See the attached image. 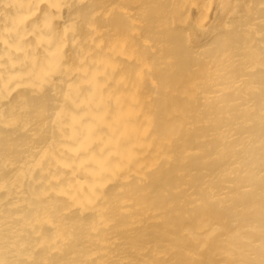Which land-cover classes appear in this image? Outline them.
I'll return each mask as SVG.
<instances>
[{"label":"bare ground","instance_id":"bare-ground-1","mask_svg":"<svg viewBox=\"0 0 264 264\" xmlns=\"http://www.w3.org/2000/svg\"><path fill=\"white\" fill-rule=\"evenodd\" d=\"M0 264H264V0H0Z\"/></svg>","mask_w":264,"mask_h":264}]
</instances>
